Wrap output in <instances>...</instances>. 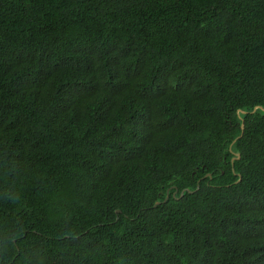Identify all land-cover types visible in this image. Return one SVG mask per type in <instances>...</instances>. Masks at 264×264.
I'll use <instances>...</instances> for the list:
<instances>
[{
	"label": "trees",
	"instance_id": "trees-1",
	"mask_svg": "<svg viewBox=\"0 0 264 264\" xmlns=\"http://www.w3.org/2000/svg\"><path fill=\"white\" fill-rule=\"evenodd\" d=\"M0 264H264V0H0Z\"/></svg>",
	"mask_w": 264,
	"mask_h": 264
},
{
	"label": "water",
	"instance_id": "water-1",
	"mask_svg": "<svg viewBox=\"0 0 264 264\" xmlns=\"http://www.w3.org/2000/svg\"><path fill=\"white\" fill-rule=\"evenodd\" d=\"M243 124H242V129H243ZM242 135V134H241ZM235 158H239V154H237V156H235L234 158H233V161L235 160ZM240 180V179H239ZM187 191H189V192H191L190 190H187ZM184 194V191H182V193H181V195H183ZM168 197V196H167ZM160 202H157L156 204H159ZM119 212V211H118Z\"/></svg>",
	"mask_w": 264,
	"mask_h": 264
}]
</instances>
